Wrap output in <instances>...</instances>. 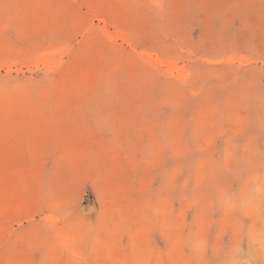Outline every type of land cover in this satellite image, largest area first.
<instances>
[{"label":"rangeland","instance_id":"374dc122","mask_svg":"<svg viewBox=\"0 0 264 264\" xmlns=\"http://www.w3.org/2000/svg\"><path fill=\"white\" fill-rule=\"evenodd\" d=\"M0 264H264V0H0Z\"/></svg>","mask_w":264,"mask_h":264}]
</instances>
